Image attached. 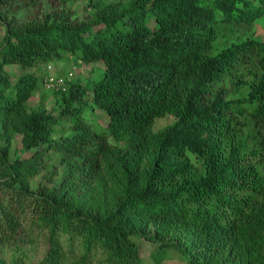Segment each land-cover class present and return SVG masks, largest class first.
<instances>
[{
    "label": "trees",
    "instance_id": "1",
    "mask_svg": "<svg viewBox=\"0 0 264 264\" xmlns=\"http://www.w3.org/2000/svg\"><path fill=\"white\" fill-rule=\"evenodd\" d=\"M87 1L88 22L60 19L66 0H0V143L22 144L0 151V264H35L39 240L36 264H146L137 240L155 264H264V0ZM70 56L105 71L55 110L29 107L46 79L5 70ZM47 159L63 181L32 189ZM90 161L107 181L75 178Z\"/></svg>",
    "mask_w": 264,
    "mask_h": 264
},
{
    "label": "rangeland",
    "instance_id": "2",
    "mask_svg": "<svg viewBox=\"0 0 264 264\" xmlns=\"http://www.w3.org/2000/svg\"><path fill=\"white\" fill-rule=\"evenodd\" d=\"M66 3H63L61 5V14H59V18L62 19L63 16L72 15L74 17H78L81 21L88 22L89 19L92 18L94 11L88 7V1L87 0H66ZM107 3L115 2L117 3L120 0H105ZM29 20L39 21L41 20L42 16H39L36 9L33 10V8H29ZM47 10V9H45ZM0 17H1V11H0ZM59 20V19H57ZM4 27L1 24L0 20V44L3 41L4 38ZM255 36L259 39H262L264 41V23H260L255 26ZM6 71L9 72L11 75V81L15 82L16 77L20 76L21 74L25 73H35L39 77L43 78L42 80L46 79L47 77H56L60 80H63L66 86L68 85L69 81H81L84 84L87 83L89 80H92L93 78L100 77L104 71L105 66L101 62H93L90 64L84 63L82 61L77 60L76 57H66L65 60L62 61H54L49 64H41L37 65L29 70L24 71L19 66H8L5 68ZM42 82V81H41ZM54 91L47 90L44 86L41 85L40 89L36 92L35 96L29 101V107L31 109H37L39 107H42L47 110H55L58 109L59 104L57 101V96L53 93ZM88 118L89 120L99 121L100 123H105L108 120L107 115H105L102 112H88ZM174 120L172 118H164L162 120H158L155 124L156 130H161L164 127L168 126L169 124H172ZM112 143L114 144V140H112ZM22 144H21V138L18 137V139L15 141L14 144H8L6 141L0 143V151L6 152L10 151L13 152L14 150H21ZM27 156V155H26ZM48 162H50V159H47ZM95 161H90L87 163L84 167H78L74 170V173L76 172V177H83V176H89L91 179L95 180V182H99L101 180H108V174L104 168L99 167ZM47 169L43 171L40 175H38L36 178H32L29 181V185L32 187V189L35 190H42L43 189H51L53 187H59L61 182L63 181V176L67 172L66 168L64 166H59L57 161L53 162L51 161L48 163ZM7 175V172L4 169L0 168V179L4 180L5 176ZM110 210H113V207H109ZM154 226L151 225V230H154ZM140 245L142 257L146 264H155V262L152 259V255L157 252L158 246L154 245L151 242H148L146 240H137ZM39 246H37V253L32 257V261L34 260L35 264L38 263L40 258L43 257L45 252V245L43 244L42 240H39ZM99 254L97 259H102V253L101 251H98ZM80 254V252H79ZM98 261V260H97ZM164 264H187V261L185 258H183L179 253L171 251L169 252L168 257L166 258Z\"/></svg>",
    "mask_w": 264,
    "mask_h": 264
},
{
    "label": "built area",
    "instance_id": "3",
    "mask_svg": "<svg viewBox=\"0 0 264 264\" xmlns=\"http://www.w3.org/2000/svg\"><path fill=\"white\" fill-rule=\"evenodd\" d=\"M44 86L47 90L50 91H60L66 90V85L63 80H60L56 77H47L46 80L44 81Z\"/></svg>",
    "mask_w": 264,
    "mask_h": 264
}]
</instances>
